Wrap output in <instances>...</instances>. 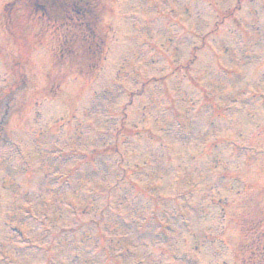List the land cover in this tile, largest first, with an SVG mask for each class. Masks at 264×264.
<instances>
[{
  "label": "rangeland",
  "instance_id": "374dc122",
  "mask_svg": "<svg viewBox=\"0 0 264 264\" xmlns=\"http://www.w3.org/2000/svg\"><path fill=\"white\" fill-rule=\"evenodd\" d=\"M10 1L0 159L44 183L0 180V264H264V0H90L80 39Z\"/></svg>",
  "mask_w": 264,
  "mask_h": 264
},
{
  "label": "trees",
  "instance_id": "16d2710c",
  "mask_svg": "<svg viewBox=\"0 0 264 264\" xmlns=\"http://www.w3.org/2000/svg\"><path fill=\"white\" fill-rule=\"evenodd\" d=\"M13 2L21 4L30 15L50 24H65L76 29L83 23L85 16L89 15L87 0H14Z\"/></svg>",
  "mask_w": 264,
  "mask_h": 264
}]
</instances>
